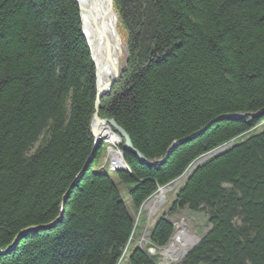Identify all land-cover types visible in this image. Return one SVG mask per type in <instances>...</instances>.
<instances>
[{
  "label": "trees",
  "instance_id": "trees-1",
  "mask_svg": "<svg viewBox=\"0 0 264 264\" xmlns=\"http://www.w3.org/2000/svg\"><path fill=\"white\" fill-rule=\"evenodd\" d=\"M113 2L127 60L99 116L153 165L126 152L128 170L108 174L101 148L89 162L96 76L76 0H0V251L43 227L0 264H118L137 230L121 190L138 212L218 148L169 210L210 225L177 264H264V114L219 120L264 109V0ZM174 230L160 218L150 245ZM132 249L126 264H159Z\"/></svg>",
  "mask_w": 264,
  "mask_h": 264
},
{
  "label": "bare ground",
  "instance_id": "bare-ground-1",
  "mask_svg": "<svg viewBox=\"0 0 264 264\" xmlns=\"http://www.w3.org/2000/svg\"><path fill=\"white\" fill-rule=\"evenodd\" d=\"M77 1L80 8V18L84 34L83 37L85 38L86 43L90 47L93 60L96 66L98 67L97 81L98 86L101 87V85H103L105 82L111 80L115 66L120 69V63L125 52V44L123 43L121 35L118 14L116 12L115 7L112 10L108 8L107 0ZM247 116H249V114H247ZM250 117L257 118L252 116ZM105 134L106 139L104 141L106 142V144L109 145L108 158L110 162L109 164H104V166L111 167L113 169L111 173H113L114 171H122L121 169L127 167V164L124 160V154L126 153V151L122 149V152L120 153L119 150H116L114 148L116 146H119L121 141L118 135L113 131V129L106 128ZM99 148L102 149L103 156V146L100 145L98 149ZM183 176L182 179L180 177V180L177 179L166 187L158 188L157 192L153 195V197H155L152 199V201L144 204L145 208L148 209L151 207V209H154V206L157 203H163L165 200V196L169 192L173 191L176 187H178V184L185 180V176ZM180 188L181 187H179V189ZM142 208L143 207H141L137 216H140V214L142 213ZM134 221L135 223H137L136 219H134ZM173 235V238L171 237L170 241L164 247L160 248L149 245L148 248L141 247L140 250L150 257H157V260L159 261L161 252H163V250V253L166 256L175 257L176 259H179L180 256L182 257L187 252H189L188 250L192 246L196 245L197 237L189 235L187 233V230L183 226L178 227L177 232ZM19 236L16 238V242L18 241ZM25 236H22V238ZM128 246L129 242L126 246L123 255L127 253ZM180 252L182 253L181 255L179 254ZM123 255L121 256V258L123 257ZM120 260L118 264L120 263Z\"/></svg>",
  "mask_w": 264,
  "mask_h": 264
},
{
  "label": "rangeland",
  "instance_id": "rangeland-1",
  "mask_svg": "<svg viewBox=\"0 0 264 264\" xmlns=\"http://www.w3.org/2000/svg\"><path fill=\"white\" fill-rule=\"evenodd\" d=\"M120 30H121L123 43L125 44V52H124V56H123L121 63H120V68H124V70H125L126 60H127V58H126L127 46H126V41H125V33L121 27H120ZM89 52H90V50H89ZM90 57H91V54H90ZM91 60H92V58H91ZM260 130H262V124H261V126L259 125L255 129H253L252 130L253 132L251 131V134L257 133ZM232 144L233 143H230L229 145H227V147L231 146ZM114 148L116 150H119L120 147L116 146ZM108 149H109V145L103 144L104 153H103V156L101 157L100 162L98 163L97 168L95 170H98L100 172H105V173L107 172L108 174H113L110 172V171H113L111 169V167L104 166V164L106 165V163L109 164V162H110V160L108 158V154H109ZM218 149H221V148H218ZM218 149H216V150H218ZM222 149H225V148H222ZM127 169H128V167H127ZM124 170H126V169L124 168ZM187 176L185 177V180H186ZM184 181H182V182L180 181L181 183L178 184V187H176L173 191L169 192L165 196V200L163 203H157L156 205L154 204L155 205L154 209H151V207L147 209V208H145L144 204L152 201V199L155 196L148 199L142 205L143 208H142V213L140 214V216H137L140 210L138 212H135V213L133 212V210L131 209V206H130V201L126 197L125 191L121 190V194L124 197L123 199H124L125 204L129 207L130 213L135 217L134 219H136L137 230H136V234L134 235L135 237L132 238V240L129 243L127 253H125L123 255L119 264H126V262L128 260L129 253L131 250H133L132 248H141V247L148 248L149 247L150 242L148 240V237H149L150 232L153 229L154 225L156 224V222L160 218L164 217L174 224V228H175L174 234L177 232L178 227L183 226L187 230V233L189 235L197 237L196 244L199 242L200 238L209 230L210 225L207 221V217L203 213H192L187 209H183V210H179L178 212H175V213H172L169 215V210L172 206V202L175 199V194L177 193L179 187H182V185L184 184ZM147 243H149V244H147ZM193 247L194 246H192L190 249H192ZM190 249L188 251H190ZM163 252H164V250H163ZM163 252H161V255H160L161 261L159 258V261H158L159 264H177L188 254V252H187L184 256H182V257L180 256L179 259H176L175 257L166 256ZM179 254L181 255L182 253L180 252Z\"/></svg>",
  "mask_w": 264,
  "mask_h": 264
},
{
  "label": "water",
  "instance_id": "water-1",
  "mask_svg": "<svg viewBox=\"0 0 264 264\" xmlns=\"http://www.w3.org/2000/svg\"><path fill=\"white\" fill-rule=\"evenodd\" d=\"M76 3L78 4L77 0H76ZM107 5H108V8L110 10H112L114 8L113 0H107ZM78 7H79V4H78ZM79 11H80V8H79ZM82 35L84 36L83 30H82ZM88 48L90 50L89 46H88ZM90 54H91V58H92L93 64H94L95 69H96V95H95V101H94V113L92 115L91 124H90L91 132H92V134L94 136V148H93L92 156H91L89 162H91L93 160L94 155L96 153V150L102 144V142L106 139L105 129L106 128H111L118 135V137L121 139L120 145L122 146L124 151L134 154L142 164L153 165L152 163L148 162L146 160V158L139 151H137L134 148V146H133V144H132V142L130 140L129 135L126 133V131L121 126H119L112 119L101 118L99 116V111H100V108H101V100L104 97H106L107 95H109L112 92L113 87L120 81L122 73L124 72V68L118 69V67L115 66L114 67L113 76H112L111 80L105 82L103 85H101V87H99L98 86V81H97L98 67L96 66V64H95V62L93 60L91 50H90ZM262 114H264V109L259 111V112H257V113H250L249 116L258 117V116H261ZM246 116H247V114H232V115L222 116L221 118H219V120H222V119L241 120V119H244ZM181 143H182V141L174 143L173 146L169 149V151H168V153L165 156L163 161H165L170 156V154L174 151V149L178 145H180ZM223 150L224 149L221 148V149L212 151V152L208 153L207 155L201 157L200 159L195 161L188 168V170H187V172L185 173L184 176L186 177L187 175H189L191 170L194 169L196 166H198L200 163H202L203 161L207 160L208 158L216 156L217 154L221 153ZM89 162H88V164H89ZM125 169L128 170L127 168H125ZM121 170H124V168L121 169ZM181 179H182V177H181ZM62 213H63V211H62ZM58 221H60V220H58ZM53 225H55V223L51 224L50 226H47L45 228H49V227H51ZM42 228L43 227H38V228H33V229H29V230H26V231L22 232L20 234L19 238H18V241L15 243V245L13 247H11L7 252H3V253L0 252V254H5V253H8V252H11L12 250L15 249V247L18 244V242L22 239V236H25L26 234H29V233L34 232V231H38V230H40Z\"/></svg>",
  "mask_w": 264,
  "mask_h": 264
},
{
  "label": "built area",
  "instance_id": "built-area-1",
  "mask_svg": "<svg viewBox=\"0 0 264 264\" xmlns=\"http://www.w3.org/2000/svg\"><path fill=\"white\" fill-rule=\"evenodd\" d=\"M112 169V168H111ZM113 170V169H112Z\"/></svg>",
  "mask_w": 264,
  "mask_h": 264
}]
</instances>
